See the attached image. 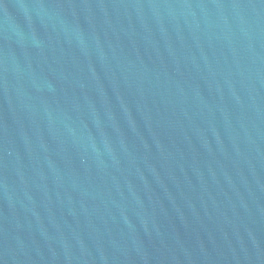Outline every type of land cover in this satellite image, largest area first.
I'll return each mask as SVG.
<instances>
[{
    "label": "water",
    "instance_id": "obj_1",
    "mask_svg": "<svg viewBox=\"0 0 264 264\" xmlns=\"http://www.w3.org/2000/svg\"><path fill=\"white\" fill-rule=\"evenodd\" d=\"M0 162L161 264H264V0H0Z\"/></svg>",
    "mask_w": 264,
    "mask_h": 264
}]
</instances>
